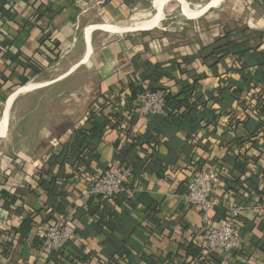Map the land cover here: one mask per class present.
Masks as SVG:
<instances>
[{"label":"crops","instance_id":"1","mask_svg":"<svg viewBox=\"0 0 264 264\" xmlns=\"http://www.w3.org/2000/svg\"><path fill=\"white\" fill-rule=\"evenodd\" d=\"M161 1L14 0L8 5L12 15L0 16V107L27 84L47 82L20 95L19 109L9 119L8 126L12 125L0 176V264H54L51 253L33 247V239L54 222H44L52 195L48 198L38 179L41 171L59 170L49 165L53 157L64 151L72 155L74 133L85 125L90 110L109 116L126 104L133 82L144 91L158 87L180 95L189 70L201 75L196 91L209 101L218 116L216 122L207 125L188 119L171 124L163 116H140L122 130L114 129L111 122L104 138L91 142L97 156L91 168L75 170L73 161H68L64 173L69 179L57 184L58 192L65 195L67 209L62 217L70 232L68 249L60 258L65 264H149L141 258L146 255L155 264H218L201 252L206 224L201 210L187 201L191 178L209 173L216 177L213 196L218 200L208 213L213 225L220 226L233 207L245 209L236 221L242 250L224 264H264V116L251 99L264 82L244 87L238 100L227 90L226 102L221 100L219 89L239 87L242 78L230 71L235 63L231 58L215 67L203 60L226 35L223 25L214 26L211 15L176 29L157 25L126 36L111 35L102 28L137 16L149 18L139 12L146 13L155 3L159 7ZM245 16V22L256 24L264 52V0L254 13L247 9ZM247 27L254 30L250 23ZM101 31L109 35L98 36ZM89 40L92 50L83 60ZM78 43L84 48L81 56L60 64ZM155 66L169 71L172 79L148 78ZM106 100L107 108H99ZM258 123H263L260 130ZM119 159L122 168L134 170L136 180L120 198L93 195L94 181ZM224 211L225 219L220 214ZM106 212L118 216L114 232L96 227ZM29 218L34 221L33 230L23 245L18 230Z\"/></svg>","mask_w":264,"mask_h":264},{"label":"trees","instance_id":"2","mask_svg":"<svg viewBox=\"0 0 264 264\" xmlns=\"http://www.w3.org/2000/svg\"><path fill=\"white\" fill-rule=\"evenodd\" d=\"M14 0H0V16L9 18L12 15L11 8H8V5ZM29 3L31 0H23ZM38 12V11H36ZM39 14V13H38ZM41 16L38 17V19ZM50 40V39H49ZM262 36H260L259 44L256 46L247 45L248 42L245 43H237L231 40L229 33H227L224 37L219 38L213 46L209 48V52L203 55L204 62H210L212 66H216L221 62L225 61L227 58H231L234 60V65L230 68V71L239 73L242 78V85L239 87H223L219 89L218 94L221 96V100L226 102V98L224 94L227 90H232V99L238 100L239 95L243 92L244 87H254L258 84H262L264 82V52L260 51L262 46ZM55 49L58 51L57 56H60V51L58 50L59 43H54ZM189 61L187 65L189 66ZM38 72V71H37ZM186 78L182 79V93L177 96H173L171 93L167 94L166 98V114L165 115H154L150 116L151 118L155 116H163L165 117L171 124L176 121H187L191 119L193 122H201L209 124H214L218 119V116L213 114V110L209 105V101L202 100L201 95L196 91V87L198 85L199 80L201 79V75L194 72L193 70H189L185 73ZM155 80V82H159L162 78L172 79V75L169 71H165L160 66H155L152 73L148 77ZM27 79L23 81L25 84ZM21 89V88H20ZM19 89V90H20ZM164 88H152L151 91H157ZM19 90H17L14 94H16ZM166 90V89H165ZM146 91L143 90V87L136 82L131 84V95L127 98V102L123 106H118L117 109L112 112L109 116L105 117L100 113H97L94 110H90L89 118L86 121L85 125L78 128L72 139V155L64 151L63 153L56 155L50 161V167L56 165L59 170L56 173H51L50 171H41L40 178L38 179V186L42 188L48 198L49 195H52V203L49 204L48 207V215L44 222H48L50 219H53L54 222H57L55 215L65 216L67 204L65 195L57 190V184L61 179H69V176L64 173V167L66 164H69L68 161H73V166L75 170H79L80 167H85L90 169L91 164L94 160L97 159V156H94V150L90 146L91 142L95 140H102L105 135L106 129L109 127L111 122H114V129L122 130L124 125H128V128L133 125V121L140 117L138 113L135 112L136 102L138 100V96ZM13 94V95H14ZM182 94H184V98H179ZM252 100L256 101V105L254 109H256L260 114V116H264V87L256 89L251 97ZM107 100L104 105H100L99 108L103 107L107 108ZM251 111L253 108H247ZM257 129L260 130L263 127V123H258ZM129 133V131H128ZM156 142V140H152ZM137 143V142H136ZM134 143L133 145L137 146ZM71 158V159H70ZM120 160V159H119ZM119 164L122 166V161L120 160ZM244 161V160H240ZM123 167V166H122ZM124 169H128L131 171L132 176L129 181L125 184V190L128 184H132L136 180V174L134 170L124 167ZM159 172H162L160 170ZM95 182V181H94ZM125 190L115 195L113 198H120L123 195ZM28 190L23 191L22 193L26 194ZM214 197V196H213ZM119 203V200H118ZM225 212V213H224ZM221 212V217L226 218V211ZM108 216V217H107ZM108 218L109 221H105L104 218ZM117 214L115 213H105L103 217H100L98 221L95 223L96 227L103 229L107 228L108 231L114 232L117 228L115 223L117 219ZM33 219H26L18 230L19 234V242L20 244L25 245L26 241L30 239L32 230H33ZM50 225V224H49ZM48 225V226H49ZM47 226V227H48ZM104 226V227H103ZM46 227V229H47ZM45 231L42 233V236L38 235L33 239V247L36 250H43L44 243V235ZM106 231V232H108ZM109 233V232H108ZM68 249V242L66 245V249L63 252H52L51 257L54 259V264H65L63 260L60 258L61 253H64ZM203 254H207L208 257L218 264H224V260L219 253L208 254L203 249L201 250ZM238 255L235 254L233 258H236ZM142 260L148 262L149 264H155V262L148 256L142 255Z\"/></svg>","mask_w":264,"mask_h":264},{"label":"built area","instance_id":"3","mask_svg":"<svg viewBox=\"0 0 264 264\" xmlns=\"http://www.w3.org/2000/svg\"><path fill=\"white\" fill-rule=\"evenodd\" d=\"M168 91H146L138 96L135 112L141 117L166 114V98ZM132 176L131 171L120 166L119 162L109 167L94 182L91 193L103 199L112 198L125 190V184ZM216 177L209 173L196 174L188 183L187 201L197 207L205 221L202 234L201 248L208 254L219 253L225 263L230 262L234 255L242 250L243 238L236 228V221L244 212L243 206L233 207L229 217L220 225L214 226L208 213L218 206V200L213 197ZM258 213L261 212L257 208ZM70 238L63 217H58L57 222L51 223L45 232L43 251L46 253L63 252Z\"/></svg>","mask_w":264,"mask_h":264},{"label":"rangeland","instance_id":"4","mask_svg":"<svg viewBox=\"0 0 264 264\" xmlns=\"http://www.w3.org/2000/svg\"><path fill=\"white\" fill-rule=\"evenodd\" d=\"M163 1L164 0L161 1L160 5L162 4ZM251 1H253V3ZM259 1L260 0H171L168 3V5L163 9L164 12L161 20H150L144 23H140L132 30L122 34V36L133 34L134 31L152 30L157 25H159V29L168 26H170V28L172 29H176V27L183 26L185 23L191 24L199 21H204L206 20L207 17L211 15L212 17H214L213 18L214 26L217 24L223 25L221 26L223 31L226 34L229 33L231 39H233L235 42L239 43L240 41H243V43H245L248 41L249 44L254 46L257 45L260 41L259 31L255 30L256 28H254V25L256 24L254 22H249V21L245 22L244 19L245 17H247L245 16L247 9L250 10L251 13H254L255 9L256 10L258 9ZM159 7L158 4L155 3L154 7H150L148 9L149 11H147L146 13L140 11L139 14L143 16L146 14L147 15V16L145 15L146 17H152L157 13ZM130 23H132L131 20L126 21L123 24L125 25ZM248 23L251 24V27L254 30H251L247 27ZM106 25H104L102 28L104 29ZM156 30H158V28H156ZM102 33L105 36L109 35L108 32L101 31L98 33V36L101 35ZM82 34L85 35V31H83ZM90 45H91V41H90ZM82 49H84L82 47V43H78L76 48L74 49L71 48L70 51H68L65 55L63 54L64 57L60 60V64L68 60L69 61L75 59L77 60V57L81 56ZM61 73L62 72H60V74ZM48 89L49 87L47 89L38 90L37 93H41V91H45V90L47 91ZM22 99L23 97L19 98L16 101V103L13 105L12 111L17 112ZM6 104L7 103H5L3 106L0 107V121L3 118ZM11 125L12 123L10 124V126ZM10 126L7 127L5 133L0 138V176H1V168L3 165L2 161H4V156L7 149V138L9 132L8 130L10 129Z\"/></svg>","mask_w":264,"mask_h":264},{"label":"bare ground","instance_id":"5","mask_svg":"<svg viewBox=\"0 0 264 264\" xmlns=\"http://www.w3.org/2000/svg\"><path fill=\"white\" fill-rule=\"evenodd\" d=\"M168 1L169 0H164V2L159 7L157 13L155 15H153L152 17H149L146 19H141V18H137L140 16H137V17H135L136 19H134L132 21V23H130V24H125V25L124 24L123 25L108 24V25H106V27L104 29L107 30L108 32H110L111 35H122L128 31L132 30L134 27H136L140 23H144V22H147L150 20H160L162 18V15H163V9H164V7ZM91 50H92V44L89 45V47H88V49H87V51L83 57V60L86 59V57L89 55ZM46 83H47L46 81H43V82L33 81V82L27 84L26 86L22 87L16 94L12 95L9 103L5 107L3 118L0 121V138L5 133L7 127H9L8 124H9V119H10L11 112H12V107H13L14 102L17 100V98L22 94L32 92L37 88L39 89L40 87L46 85Z\"/></svg>","mask_w":264,"mask_h":264}]
</instances>
